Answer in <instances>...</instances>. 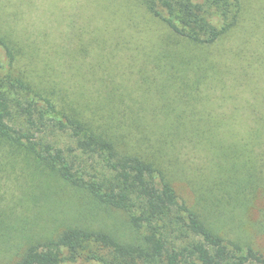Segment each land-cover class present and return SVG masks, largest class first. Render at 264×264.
Instances as JSON below:
<instances>
[{"label":"trees","instance_id":"16d2710c","mask_svg":"<svg viewBox=\"0 0 264 264\" xmlns=\"http://www.w3.org/2000/svg\"><path fill=\"white\" fill-rule=\"evenodd\" d=\"M140 1L175 41L167 43L171 51L160 55L170 91L161 87L155 94V108L147 113L150 128L146 113L137 115L142 106L136 103L125 107L134 115L128 126L105 101L95 110L89 103L71 104L68 110L59 104L58 109L47 95L57 94L58 85L43 74L36 79L29 63L19 66L21 48L11 34L0 31V49L8 61L5 67L0 58V165L19 161L21 172L40 175L39 186L56 181L81 196L71 211L42 224L23 217L24 203L37 200L30 187L17 202L0 206V264H264V252L242 234L249 223L264 236V208L258 209L259 218L246 219L264 199V95L243 102L249 107L247 130L231 129L233 122L226 129L225 117L197 111L199 85L213 68L205 54L191 57L195 50L207 53L237 28L242 0ZM175 81H180L177 90L171 87ZM240 117L243 122L245 116ZM56 125L74 149L44 139L42 134ZM184 140L211 160L208 178L184 179L173 161L174 144ZM177 182L190 185L191 202L178 195ZM20 203L22 211L15 215L13 207ZM91 213L114 222L96 228L88 224Z\"/></svg>","mask_w":264,"mask_h":264},{"label":"rangeland","instance_id":"374dc122","mask_svg":"<svg viewBox=\"0 0 264 264\" xmlns=\"http://www.w3.org/2000/svg\"><path fill=\"white\" fill-rule=\"evenodd\" d=\"M242 3L243 16L237 28L209 46L207 53L204 49L195 50L191 56L200 58L205 54L213 68L208 79L199 85L197 111L209 112L213 117L223 116L224 127L230 128L228 124L233 122L235 126L231 129L237 131L247 130L245 120L249 107L243 102L264 95V0H242ZM0 31L11 34L21 48L19 66L29 63L27 69L33 70L36 79L43 74L58 85L57 94H47L55 100L58 109L59 104L68 110L71 104L83 103H89L91 109L105 101L110 109L117 108V118L128 126L134 115L125 107L135 108L132 103H136L142 106L137 115L146 113L145 125L150 128L153 124L147 113L155 108L158 100L155 94L161 87L170 91V86L164 83L166 61L160 55L171 51L173 48L167 43L175 44V41L171 31L152 17L140 0H0ZM0 58L6 67L8 61L1 49ZM191 68L195 67L191 65ZM191 75L192 72L188 76ZM179 82L175 81L171 87L175 85L177 90ZM111 95L114 99L109 101ZM119 99H124L123 107ZM240 115L245 116L243 122ZM157 119L161 122L162 116ZM42 136L63 150L75 147L69 135L57 125L50 126ZM184 141L174 144L175 159L172 158L183 169L184 179L190 183L208 178L211 160L201 154L202 150ZM8 163L0 165L4 167L0 171V206L11 203L12 199L17 202V197L23 198L25 189L30 187L37 200L29 198L24 203L23 217L42 224L50 223L48 220L54 215L69 212L78 204L81 196L71 186L62 183L61 187L56 181L39 186L40 175L24 174L19 161L14 166L11 160ZM174 185L180 197L189 202L193 200L190 185L184 182ZM23 207L21 203L13 207L14 214L21 213ZM263 208L264 199L260 198L246 219L251 222L259 218L258 209ZM89 216L88 224L96 228H110L114 222L100 213ZM242 234L264 252V236L256 235L249 223H244Z\"/></svg>","mask_w":264,"mask_h":264}]
</instances>
